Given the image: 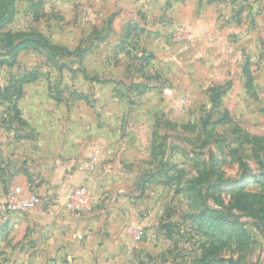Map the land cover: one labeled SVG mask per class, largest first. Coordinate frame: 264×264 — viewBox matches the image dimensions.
Here are the masks:
<instances>
[{
  "label": "rangeland",
  "instance_id": "rangeland-1",
  "mask_svg": "<svg viewBox=\"0 0 264 264\" xmlns=\"http://www.w3.org/2000/svg\"><path fill=\"white\" fill-rule=\"evenodd\" d=\"M13 7L0 29V264H264V0ZM38 35L65 51L13 49ZM98 134L120 141L115 167L140 189L127 217L107 202L111 226L67 250L34 219L45 211L20 203L44 198L42 159L93 162Z\"/></svg>",
  "mask_w": 264,
  "mask_h": 264
},
{
  "label": "crops",
  "instance_id": "crops-1",
  "mask_svg": "<svg viewBox=\"0 0 264 264\" xmlns=\"http://www.w3.org/2000/svg\"><path fill=\"white\" fill-rule=\"evenodd\" d=\"M98 133H101V130H98ZM119 142L118 145L111 144L109 137H102L98 134V146L93 149L96 160L93 162L78 155L64 162L58 158V155L41 160L40 171L37 175L41 176L45 182L38 184L35 190L36 192L40 190L44 198L27 210H34L39 205L40 212L45 211L46 213L34 219L38 222H48L47 228L50 230L48 234L56 237V241L58 240L60 244L64 243L67 250L70 247H77L80 243L79 250L85 252L91 240L100 235V228L111 226V219L107 221L101 219L107 202L112 201L115 204L108 208V211L114 208V214L111 212L114 218L118 215L127 217L128 210L133 206L130 201L129 188L135 185L137 189H140L136 181L138 178L134 177L129 186L123 180L127 177H121L124 170L119 172L120 170L115 167V158L120 155L118 146L121 143ZM18 174L22 175V172ZM16 177L18 176H14ZM79 184L87 186V196L72 195L73 189ZM25 186L22 184L19 188H25ZM98 202H103L104 207L98 208ZM107 222L109 224L105 225ZM131 226L132 229L136 228V225Z\"/></svg>",
  "mask_w": 264,
  "mask_h": 264
},
{
  "label": "trees",
  "instance_id": "trees-1",
  "mask_svg": "<svg viewBox=\"0 0 264 264\" xmlns=\"http://www.w3.org/2000/svg\"><path fill=\"white\" fill-rule=\"evenodd\" d=\"M15 0H6L5 6H4V12H8V14L4 17V12L0 13V29L4 27L7 23H9L11 16L13 15V3ZM9 37H14V35L9 34ZM31 44H38L40 45V48H42L48 55H54L57 53H62L64 48L57 46L50 42L46 37H42L38 35L37 40L35 37H32L28 40L24 39L23 41H19L16 43L13 47L14 50L18 51L19 49L26 48L25 46L31 45ZM35 79V76H24L21 79L20 85L25 84L27 82H31ZM144 89H148L146 85H143Z\"/></svg>",
  "mask_w": 264,
  "mask_h": 264
},
{
  "label": "built area",
  "instance_id": "built-area-1",
  "mask_svg": "<svg viewBox=\"0 0 264 264\" xmlns=\"http://www.w3.org/2000/svg\"><path fill=\"white\" fill-rule=\"evenodd\" d=\"M93 160L95 161L96 158L93 157ZM19 190V189H17ZM72 195L75 197H85L88 195V188L85 184H79L77 185L73 191ZM38 202V198L35 197V195H30L26 199L22 200L20 203V206L22 209H30L36 205Z\"/></svg>",
  "mask_w": 264,
  "mask_h": 264
}]
</instances>
